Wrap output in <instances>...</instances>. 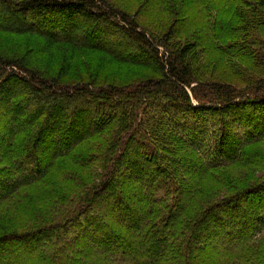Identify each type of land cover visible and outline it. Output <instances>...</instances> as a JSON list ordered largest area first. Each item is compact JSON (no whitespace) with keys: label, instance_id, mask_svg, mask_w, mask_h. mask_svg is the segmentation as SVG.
Listing matches in <instances>:
<instances>
[{"label":"trees","instance_id":"trees-1","mask_svg":"<svg viewBox=\"0 0 264 264\" xmlns=\"http://www.w3.org/2000/svg\"><path fill=\"white\" fill-rule=\"evenodd\" d=\"M129 1L0 0V264H264V0Z\"/></svg>","mask_w":264,"mask_h":264},{"label":"rangeland","instance_id":"rangeland-1","mask_svg":"<svg viewBox=\"0 0 264 264\" xmlns=\"http://www.w3.org/2000/svg\"><path fill=\"white\" fill-rule=\"evenodd\" d=\"M118 1L120 3H128V2H130L129 0H118ZM0 21H1L2 24H8V25L14 24L15 26H19V25H21L23 23H27V22H24V19L21 18V17H10V18H8V13L7 12L5 13V16L1 17ZM40 27L43 28V29L45 28L46 30H48V27L46 25H41L40 24ZM61 31H62V29H61ZM63 31L66 32V29H63ZM81 31H82V29H81ZM77 35H79V34H77ZM37 41L38 40L34 36L26 34V35L21 36L20 38L19 37H8V39L6 41L0 40V46L2 47V46H6L8 44L12 48L16 47V48H19V49H26L28 46L36 44ZM99 42H100V40H99ZM107 45H108L109 48H113V49L116 48L113 42H108ZM205 56H207L209 58L208 61H210L207 64V66H208V70L207 71H208V74H209L210 77H212L213 79H220V78H225V77L228 78L231 75H233L232 74V72H233L232 71V69H233L232 61H227V59H223L219 55L216 56V55H213V54H209V55L207 54ZM79 76H83V71H82V68L80 66L78 67V65H77V68L73 72L71 78L69 80H67L66 82L75 83V82H77V78ZM92 117H93V114H92ZM92 119H94V118H92ZM92 119H90V120H92ZM88 123H90V122L88 121ZM45 149H47V150H45ZM53 150H51L50 148H44L41 151V154H39V156H38L40 163H45L49 159L50 153ZM226 171L230 174V175H228L226 173L229 176L230 179L237 180L238 182H239V180H241L244 183L249 182V179L245 178V175H247L246 171H244L245 172L244 174H240V171H237V168H235V167H234V171H233V167L225 170V172ZM260 172H261V174H264V169H260ZM30 173H32V170L30 172L25 171V174H27V175L30 174ZM238 173L240 174V176H237ZM246 177H248V176H246ZM211 187H214V185L209 182L207 184L205 183L203 185L202 189H204L205 192L206 191H212ZM218 188H219V186L214 187V189H218ZM219 189H221V188H219ZM23 192H25V191H23ZM202 197L204 198V193H203ZM136 203L138 204V202H136ZM4 205H6V207L2 206L4 208L0 207V210L2 212L3 211L11 212V214L14 215V217L11 220H15L17 215L15 216L16 211L13 208L14 207V202H12V203L7 202ZM21 216H22V214H21ZM3 221H5L3 218L0 219V224L1 225H3ZM24 224H25V221H21L19 223H16V222L15 223H11V225H13V226L16 225L17 227H20V226L22 227ZM6 225L4 224V226H6V227L10 226L8 224H6ZM84 250L88 251V250H91V248L87 247ZM197 250L198 251H197L196 256L198 255L197 257H199V255H200V251L199 250L200 249L198 248ZM13 252H14L13 250L4 251V257L3 258H5V260L8 261L12 257ZM207 263H208V261H207Z\"/></svg>","mask_w":264,"mask_h":264}]
</instances>
